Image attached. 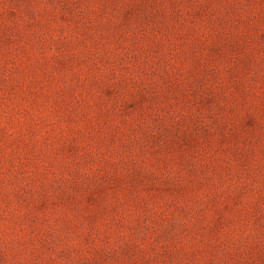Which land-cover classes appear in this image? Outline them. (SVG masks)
<instances>
[{"label": "rangeland", "instance_id": "rangeland-1", "mask_svg": "<svg viewBox=\"0 0 264 264\" xmlns=\"http://www.w3.org/2000/svg\"><path fill=\"white\" fill-rule=\"evenodd\" d=\"M0 264H264V0H0Z\"/></svg>", "mask_w": 264, "mask_h": 264}]
</instances>
